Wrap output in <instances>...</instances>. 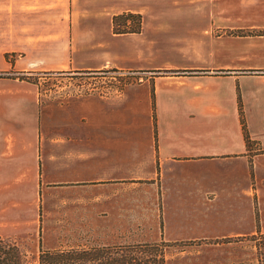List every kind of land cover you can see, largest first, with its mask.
I'll list each match as a JSON object with an SVG mask.
<instances>
[{
  "label": "crops",
  "instance_id": "obj_1",
  "mask_svg": "<svg viewBox=\"0 0 264 264\" xmlns=\"http://www.w3.org/2000/svg\"><path fill=\"white\" fill-rule=\"evenodd\" d=\"M127 10L140 13L141 29L114 31L113 15ZM107 67L140 75L126 100H104L103 109L90 104L89 127L99 113L120 116L129 101L148 118L132 137L125 124L105 122L103 137L88 139L89 157L107 164L104 176L124 178L129 160L148 170L157 162L151 177L162 195L168 237L223 229H203L214 211L252 225L264 177V0H0V69ZM43 125L32 84L0 75L3 196L38 190ZM57 157L63 162V153ZM122 198L114 189L109 201ZM18 201L1 197L0 205ZM248 230L255 229L234 232Z\"/></svg>",
  "mask_w": 264,
  "mask_h": 264
},
{
  "label": "rangeland",
  "instance_id": "obj_2",
  "mask_svg": "<svg viewBox=\"0 0 264 264\" xmlns=\"http://www.w3.org/2000/svg\"><path fill=\"white\" fill-rule=\"evenodd\" d=\"M7 57L11 58L8 54ZM0 75H16L30 82L43 112L42 140L46 153L40 164L42 178L38 190L33 196L0 194V198H19L17 203L0 205V236L15 240L22 247L27 264H37L40 244L53 247L132 242L158 243L166 264H257L251 235L258 229L264 231V177L258 180L254 195V224L244 226L242 219L230 217L229 212L214 211L209 212L215 215L212 221L207 217L209 223L203 229H223L175 239L165 235L163 229L162 195L156 179L151 177V168L159 170L157 162L150 164L148 170L146 163L129 160L123 165V174L127 176L109 179L104 176L107 164L103 158L89 157L88 139L102 138L105 122L108 126L125 124L129 137L147 123L148 116L136 114L134 103L129 101V109L121 110L120 116L99 113L95 126L90 128L88 124L90 104L95 102L96 107L103 109L104 100H126L139 73L107 67L94 71L0 69ZM72 122L74 128L70 127ZM61 141L68 142L69 147L61 149ZM61 153L63 162L57 157ZM71 172L74 176L67 175ZM114 189L123 193L122 203L109 201ZM187 203H192V199ZM120 204L122 212L116 210ZM252 227L253 232H234Z\"/></svg>",
  "mask_w": 264,
  "mask_h": 264
},
{
  "label": "trees",
  "instance_id": "obj_3",
  "mask_svg": "<svg viewBox=\"0 0 264 264\" xmlns=\"http://www.w3.org/2000/svg\"><path fill=\"white\" fill-rule=\"evenodd\" d=\"M116 32L139 31L141 15L130 10L112 17ZM257 264H264V231L251 235ZM158 243H77L66 246L39 245L37 264H166ZM0 264H27L26 253L15 241L0 236Z\"/></svg>",
  "mask_w": 264,
  "mask_h": 264
}]
</instances>
